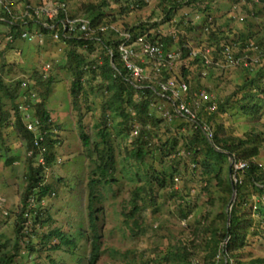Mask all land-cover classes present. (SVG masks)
Here are the masks:
<instances>
[{"label": "trees", "instance_id": "1", "mask_svg": "<svg viewBox=\"0 0 264 264\" xmlns=\"http://www.w3.org/2000/svg\"><path fill=\"white\" fill-rule=\"evenodd\" d=\"M21 1L31 3L29 0ZM211 1L162 0L164 3L162 10L165 12L163 22L170 24L172 21L174 22L177 10L184 5H197L199 7L198 11L202 15V21L197 25L192 24L191 21L186 26V30L188 28L192 31L193 26L194 29L195 27H201L202 31L207 34L205 39L206 47H213L219 53L222 50V46L231 40L238 44L241 51H244L247 44L252 42L264 46V37L254 36L255 24L252 20L248 21L244 27L239 28V31H234L228 24L221 27L220 23L215 22L217 18L213 20V25H211L208 22V17L212 15L210 12L212 7ZM230 1L236 3L243 2L241 13L248 11L247 14H252L253 16L259 13L252 10L254 9L253 6H251L250 10L244 8L247 5L249 6V0ZM138 3L142 4L145 2L144 0H138ZM109 5L110 2L108 0H103L99 4L88 3L83 9L85 14L92 18L94 24H109L115 21V18H110L111 14L106 10ZM1 17L8 19L11 17L3 6L0 7V23L6 25L9 28L8 30L12 31L15 36V40L9 42L6 48L1 50L2 62L0 70L4 72L6 65L8 66L6 56L12 49L17 48L18 42H24L18 38L22 31L26 29V26L20 25L16 28V25L14 26L7 21L1 20ZM184 20L178 23H183ZM126 25V28L132 30L135 35L143 34L147 36L148 40L153 42H164L167 50L172 48L174 44L183 46L189 42L184 35L177 34L176 38H174L170 32L162 34L157 31L155 28L158 25L157 22L152 23L151 26H149L148 22L132 26ZM206 26L209 28L208 31H205ZM29 27L30 30L33 29L31 24ZM43 31L45 33L50 32L46 29ZM5 33L4 30H0V34ZM232 35H234L233 38H231ZM85 43H87L86 47L84 46ZM118 45L117 37L112 32H104L102 34V41H85L77 36L72 37L66 40L65 57L56 66L61 69L65 68L72 73L73 79L70 85V95L73 109L77 113V127L86 146H91V138L86 132L82 105L86 104L95 94L97 96L100 94L105 98L103 103L104 116L96 124L98 133L101 136L100 144L96 148L102 149L100 152H96L97 158L94 159L96 165L90 173L88 182L89 237H91L88 264H97L103 251L101 227L98 223L99 208L97 207V202L104 199L102 189L112 186L118 181L115 177L117 155L111 134V128L115 126H112L111 120H117L119 135L130 141L131 148L128 150V155L139 166L132 177V180L138 182V185L134 189L131 206L129 210L125 209L123 212L125 216V229L129 231L131 236L146 233L142 211L148 205L158 208L157 200L161 196V190L172 186L170 192L175 191L184 201L185 196L181 195V191L176 188L174 190L175 184L173 180L176 174H182V161H184L186 171H188V164L192 165L193 169L199 168L204 179L211 184L214 179H217V185L220 187L218 195L222 198L223 209L217 214V220L212 222L211 226H205L206 221H200V226L197 227L198 233L202 231L205 233L211 232V235L207 239L205 238L204 263L214 264L222 243L227 241L226 251L233 260V264H264V258L243 261V257L240 254V251L248 242L249 232L255 225L254 222H256L257 226L260 224L264 228V203H259V209L256 214L253 212L254 196H264V174L258 166V161L254 160L261 154L264 144L263 132L253 128L243 136L230 135L227 133L222 120L217 118V113H226L231 107L238 108L250 116H260L262 114L264 110V58L253 69L241 66L246 76L233 94L226 96L222 100L214 98L218 105L217 110H211L209 102L201 104L197 115L199 120L210 124L214 129L213 141H210L199 127L193 128L192 124L185 117L181 119H185L187 122L181 123L178 119L171 122V127L166 129L165 133L167 137L164 140V136L160 131L162 127L158 126L165 123L168 117L165 116L163 119V116H160L158 113L159 102L161 100L168 102L170 113L175 116L179 115L175 112L172 102L160 95L161 87L159 81H166L173 77L179 79L178 72L175 70L173 73L163 68L160 71L162 75L154 73V76L150 78L152 81L146 80L142 82L134 80L135 83L143 86L140 88L136 87L128 80L129 78H133L123 66ZM109 48L113 49V57L110 55ZM250 53H254V50H250ZM189 54L190 50L183 48L182 60H180L178 65L181 67V77L188 81L190 67L186 65L185 61L189 59ZM112 59L119 71L113 67ZM193 60L194 62L203 63L198 57ZM142 64L146 67L145 63ZM29 79L31 80L29 81L31 84L29 89L37 90L40 96V100L34 105L35 114L39 116L45 129L50 124L56 126L52 119V110L48 107L47 102L48 96L53 90L55 75L51 71L48 73L47 78H44L36 68L30 74ZM21 82L22 79L20 78L6 83L5 79L0 76V91L12 103V108L6 109L4 108V102L0 101V128L14 126L16 131L25 139L27 150H31L33 149V137L24 126L21 114L18 111L17 100L24 91L21 88ZM150 85L155 87L156 90L150 87ZM200 91L201 89L190 84L187 100L191 101L194 93H199ZM233 102L235 104L231 106ZM172 115H170V119H172ZM134 124H139L142 128L138 136L130 138ZM48 128L50 129V127ZM58 141L59 139L54 138L52 132H49L46 140L48 147L46 164H37L35 157L29 159L25 172L26 185L22 192L21 208L15 228V240L9 246L8 242L2 244L3 249L0 251V264H21L19 261H24V264H42L40 262L35 263L34 260V258L36 259V255L42 251L48 252L46 256L49 264H64L53 257L52 253L77 246V241L70 238L59 227H53L41 234L36 230L35 223L40 224L41 227H47L52 222L50 215L45 217L46 214H44L43 208L37 207L30 211L35 219L33 230L27 229L25 231L24 228V224L27 222L26 212L28 211L30 198L34 197L35 202L40 203L45 197L54 194L56 191L51 183H46V169L56 161ZM102 145L103 147H101ZM229 155L235 160H249L248 166L240 172L238 176L240 179L237 182L231 176L235 168L230 166ZM159 159H161V163L164 165L162 170H158L156 166L159 164ZM14 161L15 158L11 157L6 160L8 164H12ZM204 188L209 189L208 186H204ZM234 192H236V199L232 202L231 209L226 212L225 207L228 205ZM145 200L148 201L146 207L142 204ZM185 210L186 205H181L182 215L186 214ZM183 245L185 246L178 247L176 251L171 252L170 256H166L164 261L171 262L170 264H194L191 259V253L188 250L189 247H186L187 244ZM158 263H160V260L156 257L142 255L137 260L133 258L127 264Z\"/></svg>", "mask_w": 264, "mask_h": 264}, {"label": "rangeland", "instance_id": "2", "mask_svg": "<svg viewBox=\"0 0 264 264\" xmlns=\"http://www.w3.org/2000/svg\"><path fill=\"white\" fill-rule=\"evenodd\" d=\"M22 5L26 1L15 0ZM37 3L41 0H29ZM69 7L72 15L85 14L84 6L88 3H101L103 0H64ZM109 7L106 8L110 18H115L118 26L127 27L140 23L157 22L155 27L162 34H168L174 26V22L164 23L165 12L162 7V0H144L145 3H138V0H108ZM212 17L220 23L221 27L227 24L234 31L244 27L248 21L255 24L254 36L264 37V1L261 3L244 7L259 13L256 16L248 15L247 12L241 13L243 2H232L230 0H212L211 1ZM187 5V4H186ZM237 5V6H235ZM197 5L183 6L177 10L174 16L179 21L189 18L192 24H199L195 20L197 14H201ZM250 12V11H249ZM243 16V20L240 17ZM248 16V17H246ZM247 18V19H246ZM252 18V19H251ZM247 21H246V20ZM246 22H245V21ZM186 24H177V34L184 35L189 41V45L194 48L206 47L207 34L202 31L201 27L193 26L192 31L187 28ZM9 28L0 23V30ZM233 32V31H232ZM234 35L231 36L233 38ZM44 42V39L42 40ZM234 43L233 40L230 41ZM229 42V43H230ZM63 48H61V46ZM85 47L87 44L84 45ZM17 48L12 49L6 56L5 71L0 76L5 79L6 83L10 80H17L25 76H30L33 70L42 71L45 63H52V74L55 75L52 92L48 96V107L52 110L53 122L58 124L56 136L59 139L57 145V158L55 163L46 169V183H51L56 191L54 194L45 197L40 203L35 202V208H43L45 217L50 215L52 222L49 226L41 227L35 223L36 230L41 234L53 227H59L66 232L70 238L77 241L76 247L65 248L61 251L52 253L59 262L64 264H88L91 237L89 229V208H88V182L92 169L95 167L94 159L96 148L100 144L101 136L98 133L96 124L104 116L103 103L105 98L102 95L95 94L91 99L82 105L84 123L87 134L91 138V146H86L80 131L77 127V113L73 109L72 98L70 95V85L73 79L72 73L67 69L56 67L58 62H62L66 51L63 43H57L51 37H47L42 47L37 43L18 42ZM4 49V48H2ZM0 49V68L2 62ZM238 50V48L236 47ZM23 52V53H21ZM239 53V52H238ZM214 54V52H213ZM215 55V54H214ZM192 62V63H190ZM190 67L189 79L190 84L205 89L216 99H224L226 96L233 94L242 83L246 76L245 71L240 66H222L213 64L209 68L200 62H194L189 58L185 61ZM146 64V73L154 76L152 65ZM181 67H177L178 77H181ZM4 102V108H12L11 100L4 97L0 91V101ZM235 102L231 106H234ZM159 114L167 116L165 123L158 127L164 140L167 137L166 129L171 127L172 121L182 120V116H175L170 113L169 104L161 100L158 104ZM169 112V114H167ZM172 115V119H170ZM217 118L222 120L230 135L243 136L246 132L255 130L264 132V110L260 116H250L243 113L240 109L231 107L226 113H217ZM112 119V117H111ZM119 121V119H118ZM111 134L114 141V147L117 155V167L115 177L117 183L102 189L103 200L97 202L99 208L98 223L102 233V254L97 264H127L133 258L139 259L142 255L153 256L160 260L158 264H170L164 261L166 256H170L172 251L178 247L185 246L191 253V259L194 264H205V238L207 239L211 232H197L200 221L205 222V226H211V223L217 220V214L221 212L222 198L220 197V187L217 185V179L211 184L203 178L199 168L193 169L192 165H186L182 161V174L174 176L175 188L181 191L183 199L175 193L170 192L171 187H166L160 191L158 208L150 206L142 211V219L145 234L131 236L124 225V210H129L133 200V192L138 182L132 180L133 174L138 170V163L129 157L128 150L131 148L130 141L120 136L117 131V120H111ZM190 124H192L190 122ZM135 125V124H134ZM133 125V126H134ZM137 126V125H135ZM193 126V125H192ZM141 130V126H137ZM132 128V127H131ZM133 129V128H132ZM182 132V131H181ZM140 134V133H139ZM131 136V133H130ZM130 138H133L132 136ZM100 146V145H99ZM103 147V145L101 146ZM15 158L14 163L8 164V158ZM254 160L264 162V144L259 157ZM170 162L169 160H167ZM157 164L158 170H162L163 163L161 159ZM27 147L25 139L19 134L14 126L0 128V251L3 249L2 244L8 242V246L15 240V228L17 224L18 213L21 208L22 192L25 188V172L27 170ZM170 181V179H168ZM208 186L209 189H205ZM190 192V194H189ZM233 195H231V202ZM236 199V192H235ZM234 199V200H235ZM233 200V201H234ZM232 201V202H233ZM228 205L225 211H228ZM145 207L148 201L142 203ZM186 205V214L182 215L181 205ZM232 206V205H231ZM230 206V209H231ZM206 217V219H205ZM35 222L33 214L30 215L24 224L25 231L33 230ZM250 229L248 242L240 251L243 261H249L254 258H264V228L256 222ZM223 225V224H222ZM194 243V244H193ZM23 244V243H22ZM40 247V246H39ZM48 252L42 251L36 255L35 263L49 264ZM24 264V261H19ZM16 264V263H15ZM19 264V263H18Z\"/></svg>", "mask_w": 264, "mask_h": 264}, {"label": "built area", "instance_id": "3", "mask_svg": "<svg viewBox=\"0 0 264 264\" xmlns=\"http://www.w3.org/2000/svg\"><path fill=\"white\" fill-rule=\"evenodd\" d=\"M262 0H249L251 4H259ZM3 6L5 10L11 16L10 19L1 17V20L7 21L12 25H16V28L21 26H26V29L22 31L19 36L20 41L28 43H38L43 46L45 39L51 36L52 40L57 43H63L66 46V40L77 36L80 39L96 40L102 41V34L104 32H112L117 37V42H119L118 49L120 52V59L123 66L128 70L129 74L133 79L129 78L130 82L136 87H143L141 84L135 83L137 81H152L150 76L146 73V67L142 63H147L152 65V70L154 73L162 75L160 72L163 68L167 71L173 72L177 70L180 60H182L183 48H188L190 50L189 58H200L206 67H210L213 64L222 66H244L253 69L255 66L261 63L264 58V46H260L255 43H248L244 51L239 50L238 44L227 43L222 46V50L217 53L216 49L213 47H202L194 48L188 43L183 46L173 45L172 48L166 49L164 42L156 41L153 42L148 40L146 35L137 34L123 26H118L116 22L109 24H94L92 18L86 14L72 15L69 11L68 4L64 0H41L37 3L24 2L22 5L17 3L15 0H0V7ZM243 20V16L240 17ZM195 20L200 23L202 21V15L197 14ZM214 18L210 15L208 17V22L213 25ZM191 19L186 18L183 24L189 25ZM174 26L171 28V35L176 38L177 36V24L179 20L175 19ZM33 28L30 30L29 25ZM46 29L50 31L45 33L43 30ZM209 28L206 26L205 31ZM5 34H0V49L6 48L9 42L15 40V36L12 31L7 30ZM44 39V42L42 40ZM87 44V43H85ZM61 46V45H60ZM238 48V50L236 49ZM61 48H63L61 46ZM110 55L113 57V49H108ZM250 50H254V53H250ZM214 52V54H213ZM239 52V53H238ZM220 54V55H219ZM60 63V61L58 62ZM112 65L115 70L119 71L115 63ZM52 69V63H45L42 68L37 69V71L47 78L48 73ZM30 76H25L21 82V88H23V93L20 94L17 103L18 111L21 114V118L26 129L31 133L33 137V149L27 150V162L29 159L36 158L37 164H46L48 147L46 145L47 135L52 132L54 138L56 136L57 126L50 124L46 129L42 125V121L38 115L35 114L36 110L34 105L40 100V96L35 89H29L31 84ZM161 87L160 95L169 99L174 106V110L178 115L185 117L189 122L192 123L193 128H200L205 136L213 141L214 129L212 126L206 122L199 120L197 115L198 109L201 104L208 103L209 108L213 111L217 110V102H215L214 97L205 89H202L199 93L195 92L192 100L188 101V93L190 84L186 79H177L173 77L166 81H159ZM154 90L155 87L150 85ZM29 89V90H28ZM193 103V104H191ZM263 113V112H262ZM169 114V112L167 113ZM140 126L139 124H135ZM133 126L131 136L136 137L139 135L140 130L137 126ZM264 136V132H263ZM249 164V160H235L232 161V166L235 168L234 173L231 176L237 182L240 179L238 176ZM231 166V167H232ZM258 166L261 172L264 174V162L258 161ZM1 198V197H0ZM264 203V196H254L253 202V212L259 209V203ZM35 208L34 197L30 198L28 211L26 212L27 220L29 219L31 213L30 211ZM226 243L224 241L220 247L218 254L216 255L214 264H233V260L227 254Z\"/></svg>", "mask_w": 264, "mask_h": 264}, {"label": "water", "instance_id": "4", "mask_svg": "<svg viewBox=\"0 0 264 264\" xmlns=\"http://www.w3.org/2000/svg\"><path fill=\"white\" fill-rule=\"evenodd\" d=\"M113 63H114V61H113ZM228 157H229V160H230V162H231L230 166H232V161H233L234 158H233L231 155H229ZM230 174H231V173H230ZM234 199H235V192H234V195H233V198H232L231 202L229 203L228 211L230 210V206H231L232 201H233Z\"/></svg>", "mask_w": 264, "mask_h": 264}]
</instances>
